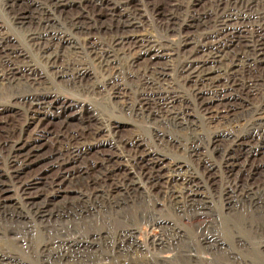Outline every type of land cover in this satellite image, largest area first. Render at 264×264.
<instances>
[{
    "label": "bare ground",
    "instance_id": "bare-ground-1",
    "mask_svg": "<svg viewBox=\"0 0 264 264\" xmlns=\"http://www.w3.org/2000/svg\"><path fill=\"white\" fill-rule=\"evenodd\" d=\"M14 1L3 0L2 5L7 9L6 4L10 7ZM27 1L30 4L14 12L11 18L17 25L14 27L18 28L17 37L25 40L38 54L42 53L40 62L49 66L66 85L76 87L70 88L75 95H81V89L88 88L83 87L82 78L93 57L100 63L99 69L105 77L104 87L109 90L108 93L124 101L129 99L125 104L128 112L143 120L155 117L169 130L185 131L184 138L175 135L170 137V141L159 138L156 142L163 149L175 148L176 153L182 151L181 157H185L188 163L166 161L165 157L154 156L151 151L127 148L129 141L139 145V140L134 137H129L128 141L113 138L111 146L116 148L113 155L97 150L94 158H89L84 145L93 140L77 141L80 147L78 154L65 155L63 151L71 146L72 137L68 135L66 140L60 141V137L64 136L61 130L39 126L43 120L39 114L46 116L51 113L50 108L55 107L53 99L58 98L49 93L41 81L42 76L32 66L13 62L11 55H14V49L6 44L8 33L0 30V53L3 54L0 56V81L17 79L7 81L11 87H20L10 92L21 103L25 125L31 123L33 127L24 142L31 141V145H36L38 140L50 133L60 147V152L52 160L58 171L47 177L38 171L22 178L21 172L30 167V162H27L30 156L20 151L11 154L12 176L22 188V202L19 206L4 205V195L0 194V264H97L99 260H112L114 256L119 258L116 264H129L127 257L132 254L141 259L134 264H264V11L251 12L249 8L259 0H211L214 5L212 12L204 10L200 14H192L180 0H167V8L155 4V10L168 33H179L182 15L178 17L177 14H181L182 9L186 10L183 14L189 18L186 27L191 28L197 23L204 26L205 39L198 41L196 38L201 30L193 27L183 35L184 51L178 52L181 57L178 73L191 90V101L178 93L169 72L171 64L139 65L144 56L174 57L176 49L143 32V17L137 4L133 9H118V0ZM193 1L191 6L201 2ZM242 2L249 5L238 10L236 4ZM70 3L79 6L81 12L64 20L56 14V10ZM87 3L95 8L93 13L82 8ZM100 14L109 17L106 25L99 23ZM212 23H216V30H213ZM90 27L95 28L94 34L90 30L80 33L82 39L79 40L75 31ZM102 29H105L104 35ZM91 38L102 41L96 45ZM65 42L71 46L66 53L60 51L61 44ZM236 47L241 50L231 53ZM206 48L210 51L202 56L194 53ZM135 49L137 51L132 52ZM125 56L126 64L123 62ZM126 79L136 83L135 88H129L123 82ZM97 89L95 86L91 88L94 93ZM132 89L135 95L129 98ZM195 110L209 126L216 127L210 129L208 136H205L197 120L190 119ZM94 122L97 121L94 119ZM94 124V130L90 132L96 142L101 126ZM5 129L3 124L0 133L3 134ZM23 129L24 126L21 132ZM254 138L257 140L255 145L250 143ZM233 142L234 150L228 153L225 150L219 161L208 158L207 147L214 149L220 144ZM196 148L204 149L206 153L195 151ZM92 159L94 170L99 169L100 175L93 176L88 170ZM70 160L80 162L77 171L70 170L74 166L65 167L71 165ZM202 164L204 169L200 171ZM118 165H123L128 174L135 176V179L127 180L132 187L142 181L147 184L146 192L138 202H119L123 199H111L103 192L101 183L110 179ZM221 171L226 174V184L215 192L211 189L214 174ZM74 178H78L81 185H61L66 179ZM160 178H165L166 182L157 184ZM38 181L47 184L45 193L37 189ZM171 183L174 185L170 187ZM74 188L79 193L75 202L59 207H50V202H35L40 196L48 198L54 190L67 192ZM151 189L167 193L172 210L182 221L204 224L206 217H214L217 221L216 216L220 213L215 211L214 214L207 209L215 200H221L226 220L211 226L208 231L212 237L226 240L229 246L222 247L216 239L207 241L199 237L197 230L200 225H193L188 227L191 230L188 236L179 231L169 238L151 236L149 243L141 247L137 241V221H144L151 227H167V224L154 218L153 208L161 202H156L157 199L148 202L153 198ZM99 194L104 199L100 202ZM130 196L127 193L126 200L132 199ZM140 203L147 206L142 212L141 206H138ZM123 204L134 208L135 225L120 215ZM148 212L150 214H144ZM99 215L122 225L113 233L96 227L83 229L81 224L87 221L98 226ZM36 223L43 244L37 252H33L31 232ZM13 249L26 253L29 262L23 261ZM166 251H174L175 255L165 258V263L159 255ZM206 252L212 255L211 258L192 255ZM154 253L157 256L151 257Z\"/></svg>",
    "mask_w": 264,
    "mask_h": 264
},
{
    "label": "rangeland",
    "instance_id": "rangeland-1",
    "mask_svg": "<svg viewBox=\"0 0 264 264\" xmlns=\"http://www.w3.org/2000/svg\"><path fill=\"white\" fill-rule=\"evenodd\" d=\"M115 1V0H114ZM182 3L190 9V12L200 14L201 11L208 10L212 12L214 9V5L211 0H201L200 3L194 4L191 6L193 0H180ZM3 0H0V30L3 33H8V37L6 38V44L8 47L14 49L11 55L13 62H17L20 65H29L32 66L35 71L42 76L41 81H43L49 91V93L57 99H53L55 107L50 108V112L48 115L39 114V118H42L39 126L42 129H46L47 127H51L53 130H61L64 136L60 137V141L66 140V137L70 135L72 137L71 146L65 147V152L63 153L67 155L69 154H78L77 149L80 148L77 141L81 140H93L91 143H87L84 145V150L87 153L89 158H94V153L99 150L102 153L106 154H114L116 148L111 146L113 138H119L128 141L129 137H134L139 140V145L127 143V148L137 149L141 152L151 151L154 156H162L166 158V161L170 160H178L183 161L184 163H188L187 159L182 156V151L179 153L175 152V148L167 149L163 146H158L157 140L159 138H163L166 141H170V137L179 135L184 138L185 131L177 132L175 130L167 129L162 123L157 122L155 117L149 120L138 119L133 116L130 112L125 109L126 101L118 99L115 96L109 94V90L104 87V76L99 69L100 63L94 58H91V62L88 65V71L85 76L82 78L83 83L85 84L83 87H88L87 89H81V95H75L74 92L71 91L70 88H76L73 85H66L65 82L54 74L53 70L49 66H45L40 62V57L42 53L38 54L36 51L32 49V47L25 41L21 40L17 37L16 32L18 28L11 16L16 11H21L30 4L27 0H15L12 2L9 7L6 4L5 9L2 5ZM194 2V1H193ZM196 2V1H195ZM135 4L140 8V12L142 14L143 20L141 28L144 33L151 34L154 40H158L162 43L172 45L176 49V55L174 57L164 55L161 57H153V58H145L142 57L139 61V65H150L151 67L160 65H170L171 64V77L173 82L175 83L178 93L185 97L188 101H191V90L187 82H184L179 76L178 69L181 63V57L179 53L184 51V45L182 42L183 35L189 29L196 27L201 30L200 35L197 36L198 41H202L205 39L204 26L200 24H192L191 28L186 27L189 21V18L183 14L186 10L182 9L181 14H177L178 17H181L179 22V33H168L166 31L165 26L160 20L156 10L155 4L157 6H163L167 8V0H118L117 8L118 9H133ZM238 10H243L246 5L249 3L242 2L240 4H236ZM86 12L93 13L95 8L87 3L82 7ZM251 12L264 11V0H259V2L252 3L249 7ZM81 12V8L76 4L70 3L64 7H60L56 10V14L63 17L64 20H69L70 18L78 15ZM96 13V12H95ZM98 14V13H96ZM109 17L104 14H100L99 23L106 25L109 22ZM116 25V23H114ZM213 30H216V23H212ZM91 31L94 34L95 28H84L82 31H75L76 35L80 38V33H87V31ZM105 29H102V35H104ZM94 40V38H91ZM102 40H94L96 45H99ZM94 42L92 45L94 46ZM19 50V51H18ZM71 50V46L68 42L61 44L60 51L68 52ZM241 50L240 47L234 48L231 53L239 52ZM11 51V50H10ZM137 51V49L132 52ZM210 51V48H206L204 50L197 51L194 53L197 56H202ZM179 52V53H178ZM62 54V53H61ZM3 54L0 53V56ZM65 56L64 54H62ZM145 58V59H144ZM127 56L124 57L123 62L126 64ZM150 67V68H151ZM96 76V77H95ZM17 80L16 78H8L4 79V81H0V127L5 124L6 129L2 133H0V194L4 195L3 202H6L4 205L15 206L20 205L22 202V188L19 186L18 182L14 180V176H12V168H11V154H16L17 151H20L23 154H29V159L27 162H30V167H27L24 171L21 172V177L26 178L30 175H33L35 172H42L45 177L51 176L58 171V168L55 165H52V160L55 159L54 156H57L56 153L60 152L58 148H60L59 142L56 139H53L52 136L46 134L38 140V144L31 145L30 142H24L30 136L32 131V124L28 123L25 125V116L21 115V103L19 99L16 98V95L13 93L20 87H11L9 86V82ZM95 81V83H94ZM89 84H88V83ZM129 88H135L136 83L132 82L130 79H126L123 81ZM95 85H94V84ZM99 88L94 93V90L91 88ZM39 87V86H38ZM106 90H104V89ZM13 91V92H10ZM133 90V92H132ZM130 93V97L135 95V90L132 89ZM264 93V91H263ZM39 95H37L38 97ZM104 103L109 109L105 108ZM66 104V105H65ZM123 108V109H122ZM104 112V113H102ZM190 119L197 120L200 123V127H202L205 136H208L210 133V129H215L216 127L209 126L204 119H202L201 114L195 110L192 112ZM98 118V119H97ZM94 119L97 122H94ZM94 123H98L101 126V130L98 132L97 140L94 142V135L91 134L90 130H94ZM216 125L220 126V124L216 123ZM24 126V129L21 132V127ZM157 129V130H156ZM157 136L154 137V136ZM49 136V138H47ZM100 140V142H98ZM251 144H257V140L254 138L250 142ZM22 147L19 149L18 147ZM235 148V143H231L229 145L220 144L216 148L212 149V147H207V156L211 161H219L221 155L226 150L227 153L233 151ZM195 151H199L202 153H206L204 149L196 148ZM69 154V155H70ZM71 165H66L65 167L74 166L75 168L70 169L71 171L78 170V165H80L79 161L70 160ZM52 165V166H51ZM119 167L114 169L112 174L109 176L110 179L103 181L101 183V188H103V192L106 193L111 199L117 200L118 198H122V200H118L119 202H130L137 201L138 199L143 197V192H146L147 184L142 181L141 184H136L134 187L130 185V182L127 181L129 178L135 179V176L132 174H128L124 170L123 165H118ZM204 164L199 167L200 171H203ZM88 170L91 171V174L100 175L99 169L94 170V160L90 162L88 165ZM201 174V172H199ZM42 181H38L36 184L37 189L45 193L47 191V184L41 183ZM166 182L165 178H160L157 180V184H164ZM226 184V174L224 172H217L214 174V182L212 184L211 189L215 192H219ZM242 184V181L240 182ZM61 185L66 187L71 186H79L81 185L80 180L78 178H74L73 180L66 179ZM174 184H170L171 187ZM77 188L74 190H68L67 192H57L54 190L52 195L48 198L43 196L37 197L35 202H50V207L62 206L69 202H75L79 198V193L76 192ZM91 190V189H90ZM158 190V189H157ZM151 189V194L153 198L148 200V202H154V199H157L156 202H161L160 204L155 205L154 210V218L159 222H163L167 224L166 228L161 227H151L145 224L144 221H137L136 224L138 229L137 233V241L141 245V247H145L149 241L151 236H160L163 238H169L177 231L184 232L186 236L187 233H190L191 230L188 228L193 225H200L198 231L199 237H203V239L209 241L210 239H216L218 244L222 247H228V242L226 240L221 239L218 234L216 236L218 238L212 237L210 235L211 232L208 229L211 226H215L217 224L223 223L225 218V206L221 200H215L214 203L210 204V207L207 209L211 210L216 214V212L220 213L216 216L218 219L215 221L214 217H206L204 224L196 223L194 221L189 220H181L176 216L172 210L170 205V199L167 196V193L162 191H157ZM167 191V189H166ZM127 193L131 194L130 197L132 199L126 200ZM199 198H202L199 196ZM100 200H104L101 194H99L98 202ZM205 200V199H204ZM149 205V204H148ZM138 206H141L140 212L144 210L145 204L140 203ZM214 206V207H212ZM218 208L220 212L218 211ZM132 206L123 204L121 208V216H125L126 219L133 221L135 225V217L133 213ZM13 211V209L11 210ZM216 211V212H215ZM141 214V213H139ZM143 214V213H142ZM145 215L150 214L144 213ZM225 214V215H224ZM99 223L98 226H95L94 222L87 221L86 224H81L83 229L89 230L94 229L96 227L98 230L101 229L104 232L113 233L114 229L121 227V223L118 221H113L111 218H105L103 215L97 216ZM89 220V219H86ZM94 221V220H93ZM31 237L33 238L31 251L37 252L38 249L43 244V239L40 237V229L39 225L36 223L34 225V229L31 232ZM17 256H19L23 261L29 262L27 258V254L13 249L12 250ZM195 252V251H192ZM103 253L106 254V251ZM96 255V254H94ZM175 255L174 251H166L161 252L159 257L161 261H166L165 258L173 257ZM192 255H197L199 258H211L210 253H195ZM157 256V253L151 255ZM118 257L114 256L112 260L104 259L99 260L97 264H105L110 262L111 264H116L118 262ZM129 260V264H134L135 261H140L141 259L137 258L135 254L129 255L127 257ZM166 263V262H165ZM82 264H93L92 262H86Z\"/></svg>",
    "mask_w": 264,
    "mask_h": 264
}]
</instances>
